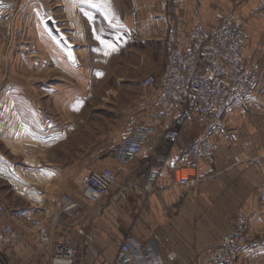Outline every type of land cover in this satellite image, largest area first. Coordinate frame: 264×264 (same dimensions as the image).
<instances>
[{"label": "crops", "instance_id": "0c3cea01", "mask_svg": "<svg viewBox=\"0 0 264 264\" xmlns=\"http://www.w3.org/2000/svg\"><path fill=\"white\" fill-rule=\"evenodd\" d=\"M14 9L0 1V11ZM65 11L68 33L78 45L77 66L69 64L33 15L34 44L20 45L10 66L0 46V198L5 206L0 228L9 226L20 236L16 248L2 247L0 264H52L60 245L75 252L74 264H114L129 238L153 242L163 264L199 263L220 245L238 211L245 212L249 231L264 235V8L258 1L68 0ZM224 20L245 32V61L260 81L245 102L226 112L223 130L211 137L213 161H199L190 169L194 186L175 181L179 171L187 170L184 156L202 134L203 122L194 115L187 126H175L176 142L166 141L164 135L179 113L165 121L151 118L157 86L142 84L138 106L143 111L137 115L139 126L154 127L156 133L128 166L122 167L112 152L125 137H77L78 110L88 106L77 83L89 87L85 97L92 92L90 78L82 75L92 73L87 60L94 43L113 45L110 50L116 53L146 47L153 63L145 79L158 77L165 68L170 27L176 26L181 35L190 27L214 31ZM0 40L5 42L2 35ZM159 48L165 57L159 55L160 62H155ZM61 73L68 83L46 85L49 78L64 81ZM93 75L92 83L107 77L99 66ZM104 168L116 174L117 183L92 203L79 192L80 180ZM150 168L158 180L147 195L143 185ZM64 194L78 208L62 216ZM258 252H246L237 264H264V250Z\"/></svg>", "mask_w": 264, "mask_h": 264}, {"label": "built area", "instance_id": "2783aa9c", "mask_svg": "<svg viewBox=\"0 0 264 264\" xmlns=\"http://www.w3.org/2000/svg\"><path fill=\"white\" fill-rule=\"evenodd\" d=\"M257 1L264 8V0ZM246 38L241 26L229 20L220 22L214 31L190 27L183 35L176 26H172L167 32V59L163 73L158 77L149 76L143 83L145 88L157 86V108L150 115L152 119L165 121L175 112L179 113L174 126L164 135L166 141L176 142L178 131L175 126H187L194 115L199 116L203 122L202 134L184 156L187 170L177 173L175 182L181 186L196 184L194 173L190 169L199 161H213L211 137L223 130L226 112L245 102L260 81L259 73L245 61ZM67 55L76 64L75 56H70V50ZM155 133L154 127L138 126L123 138L112 151L119 164L122 167L128 166ZM157 180L158 173L150 168L143 185L145 194L150 195L154 191ZM116 183V174L111 169L104 168L84 176L79 184V192L88 201L96 203ZM77 208L78 203L72 196H61L60 215H69ZM4 210V202L0 198V216ZM245 225L244 215L239 214L233 229L199 264H235L242 253L264 246V240L245 234ZM19 237L18 232L9 226L0 228V258L2 247L16 248ZM75 258L76 254L69 246L60 245L52 264H74ZM114 264L163 262L153 242L142 244L129 238L121 245Z\"/></svg>", "mask_w": 264, "mask_h": 264}, {"label": "rangeland", "instance_id": "374dc122", "mask_svg": "<svg viewBox=\"0 0 264 264\" xmlns=\"http://www.w3.org/2000/svg\"><path fill=\"white\" fill-rule=\"evenodd\" d=\"M0 1L13 4L15 8L12 12L0 11V35H2V38L4 39L3 41H5L2 42L0 40V46H3L4 57L7 59L8 66H10L11 56L16 57L21 50L20 45L29 46L34 44V40L30 35V23L32 22L30 19L31 15L38 20L41 30L52 44L63 53L69 64L72 66L78 65L76 56L78 45L72 40L68 33V30H70L67 24L68 12L65 11L66 5H68V0ZM91 45L92 44H90V47ZM94 45L95 49L93 48L92 51H89L92 58L89 59V61L87 60L88 65H92V73L89 75H82L86 76L85 79L90 78L91 82L89 81V83H91L92 92L88 93V96L85 97V93L83 92L85 90L88 91L89 87L82 88L84 87V83L82 86L81 83H77L78 89H83L82 91H79L80 93L78 94H83V100H88L87 108L78 110L77 137L83 136L84 134L89 136L90 134L92 135L93 140L96 141L105 133V135L110 137L111 140L115 138H119L118 140H120L131 134L136 126H139L137 115L143 110L141 107L139 108L138 102L142 98L145 89L142 86V81L147 75L146 70L148 64L149 62L153 63V59L148 49L142 47V45L131 47L120 53H116V50L111 52V47H108L107 45H99L97 42L94 43ZM125 46L126 44H123L122 48L125 49ZM69 50L70 55L75 56L76 64H73L72 60L69 61V55H67ZM98 52H101V55ZM163 52L161 51V48H159L157 56H154L155 59H160L159 55H162L161 57L164 58L165 55ZM156 60L154 61L160 62V60ZM98 66L102 68L107 75L105 81H102L101 84L100 82L92 83L94 78L93 74H95ZM62 76L61 73V78L64 79ZM8 78L9 77L6 75V80ZM16 78L19 77L17 76ZM77 78L80 79L82 77L79 76ZM4 82L2 80V83ZM68 82V79L59 82L58 79L54 77V79L49 78V80L46 81V85L60 84L62 86ZM80 111L82 112L80 113ZM239 214H243L246 219V225L244 228L245 234L257 240H264V235H256L253 231L248 230V222L244 211L237 212L234 224ZM260 250H264V246H260L247 252L259 253L258 251ZM245 253L246 252L242 253L240 257ZM239 258L235 264H237Z\"/></svg>", "mask_w": 264, "mask_h": 264}, {"label": "snow or ice", "instance_id": "6c2138e0", "mask_svg": "<svg viewBox=\"0 0 264 264\" xmlns=\"http://www.w3.org/2000/svg\"><path fill=\"white\" fill-rule=\"evenodd\" d=\"M106 19H107V17H106ZM101 43H103V41H101ZM108 47H112V48H114V46L113 45H107Z\"/></svg>", "mask_w": 264, "mask_h": 264}]
</instances>
